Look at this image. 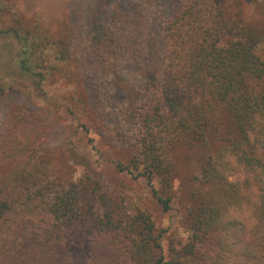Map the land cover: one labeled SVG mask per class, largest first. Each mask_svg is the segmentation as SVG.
<instances>
[{
    "label": "trees",
    "instance_id": "1",
    "mask_svg": "<svg viewBox=\"0 0 264 264\" xmlns=\"http://www.w3.org/2000/svg\"><path fill=\"white\" fill-rule=\"evenodd\" d=\"M166 32L168 50L142 73L132 156L117 167L145 178L165 211L180 192L187 238L165 248L151 215H126L83 152L69 150L80 177L58 174L46 128L25 116L0 139V264H264V22L240 0H189ZM0 37L19 44L16 64L40 93L70 62L39 24L0 22ZM143 46L123 39L116 51Z\"/></svg>",
    "mask_w": 264,
    "mask_h": 264
},
{
    "label": "rangeland",
    "instance_id": "2",
    "mask_svg": "<svg viewBox=\"0 0 264 264\" xmlns=\"http://www.w3.org/2000/svg\"><path fill=\"white\" fill-rule=\"evenodd\" d=\"M188 1L0 0L3 26L16 18L32 30L39 24L71 57L47 76L40 93L16 64L19 44L0 37V139L20 118H30L46 128L44 149H54L58 174L67 179L84 170L69 150L83 152L126 215L141 210L151 215L164 233L165 248L170 238L188 236L180 192L175 191L173 209L165 211L145 178L120 172L117 164L129 163L136 144L138 115L146 103L142 73L168 50L167 23ZM240 1L250 23L264 22V0ZM123 39L143 43V51L119 57L116 45ZM120 82L127 85L126 93L120 92Z\"/></svg>",
    "mask_w": 264,
    "mask_h": 264
}]
</instances>
